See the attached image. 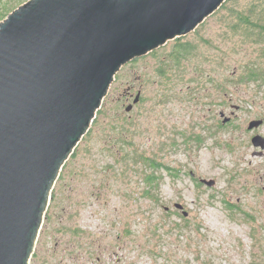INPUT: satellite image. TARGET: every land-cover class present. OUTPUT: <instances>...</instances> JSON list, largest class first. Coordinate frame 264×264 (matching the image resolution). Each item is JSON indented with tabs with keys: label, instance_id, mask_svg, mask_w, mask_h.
<instances>
[{
	"label": "rangeland",
	"instance_id": "374dc122",
	"mask_svg": "<svg viewBox=\"0 0 264 264\" xmlns=\"http://www.w3.org/2000/svg\"><path fill=\"white\" fill-rule=\"evenodd\" d=\"M231 20L218 10L179 38L195 45L181 66L177 38L117 73L53 187L29 264H264V155L248 129L264 118V78L243 81L249 67L264 72V36ZM153 172L160 186L146 195Z\"/></svg>",
	"mask_w": 264,
	"mask_h": 264
},
{
	"label": "water",
	"instance_id": "95a60500",
	"mask_svg": "<svg viewBox=\"0 0 264 264\" xmlns=\"http://www.w3.org/2000/svg\"><path fill=\"white\" fill-rule=\"evenodd\" d=\"M226 1L29 0L0 22V264H29L53 187L122 67ZM252 142L264 149V136Z\"/></svg>",
	"mask_w": 264,
	"mask_h": 264
},
{
	"label": "trees",
	"instance_id": "16d2710c",
	"mask_svg": "<svg viewBox=\"0 0 264 264\" xmlns=\"http://www.w3.org/2000/svg\"><path fill=\"white\" fill-rule=\"evenodd\" d=\"M18 1L20 0H11L4 3L0 0V18L7 15V12L10 11V6ZM230 2L231 0L226 2L219 10L225 9L228 11L230 17L232 18L230 26L233 28V30L242 31L243 33L247 32L248 33L247 35H251L252 33L257 35L258 37L264 36V0H249L248 3L243 7H239L237 5L231 6L229 5ZM194 48L195 45L191 43L189 40L183 41L182 39L178 38V41L174 45L173 51L170 53L171 60L173 61L174 66H181L180 65L182 64L181 62H183L188 58L187 55L191 54ZM160 72L162 75H166L165 72L163 71ZM247 72H248L247 79H244L243 81H253V80H258L259 78L260 79L264 78L263 76L264 72L258 67H252V68L249 67L247 69ZM84 138L85 136L83 137V139ZM74 154L75 153H73L71 158L74 156ZM71 158L63 166L59 179L64 178V174L68 168ZM145 160L147 162L146 164L152 167L153 170L157 168L159 169L161 166H163L154 159L150 160L146 158ZM155 172L147 175L145 178L146 184L149 185L148 189H146V195L147 193H149L148 191H150L153 187L158 185L157 187L158 189L160 186V184L157 182L158 176L156 175ZM54 191L55 188L53 189L52 194L54 193ZM47 211H46V215H47ZM34 255L36 254L33 253L32 257Z\"/></svg>",
	"mask_w": 264,
	"mask_h": 264
},
{
	"label": "flooded vegetation",
	"instance_id": "af4514ba",
	"mask_svg": "<svg viewBox=\"0 0 264 264\" xmlns=\"http://www.w3.org/2000/svg\"><path fill=\"white\" fill-rule=\"evenodd\" d=\"M132 96H133V90L131 89V91H127V98H131ZM220 116L223 117V118H222V119H223V121H222V122H223V124H222V128H224V127L227 126V123L230 122V120H229L228 122L224 123V119H226V118H230V119H231V117H226V113H225L224 111L220 113ZM261 120H263V123L261 124V125H263V124H264V118L261 119ZM261 125H260V126H261ZM260 126H259V127H260ZM259 127L250 130V131L254 132L252 138H253L255 135H262V134H260L258 131H256V129H258ZM262 136H263V135H262ZM251 140H252V139H251ZM252 144H253V142H252ZM253 145H254V144H253ZM257 148H260V147H257ZM260 153H262V155H264V149H263V151H260Z\"/></svg>",
	"mask_w": 264,
	"mask_h": 264
}]
</instances>
